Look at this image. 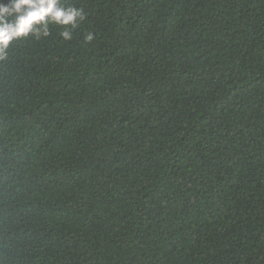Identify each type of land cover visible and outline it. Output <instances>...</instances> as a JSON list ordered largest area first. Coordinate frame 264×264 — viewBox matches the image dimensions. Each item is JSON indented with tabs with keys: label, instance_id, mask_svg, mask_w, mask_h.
Instances as JSON below:
<instances>
[{
	"label": "trees",
	"instance_id": "1",
	"mask_svg": "<svg viewBox=\"0 0 264 264\" xmlns=\"http://www.w3.org/2000/svg\"><path fill=\"white\" fill-rule=\"evenodd\" d=\"M58 7L0 60V264H264V0Z\"/></svg>",
	"mask_w": 264,
	"mask_h": 264
},
{
	"label": "clouds",
	"instance_id": "2",
	"mask_svg": "<svg viewBox=\"0 0 264 264\" xmlns=\"http://www.w3.org/2000/svg\"><path fill=\"white\" fill-rule=\"evenodd\" d=\"M75 15L79 13L66 15L58 7V0H9L7 4L0 3V60L5 59V49L9 44L18 37L28 35L34 24H46L48 17L53 21L68 23ZM63 35L65 39L70 38L67 33ZM87 39L92 40V35L89 34Z\"/></svg>",
	"mask_w": 264,
	"mask_h": 264
}]
</instances>
